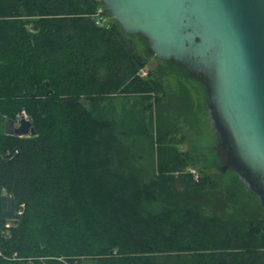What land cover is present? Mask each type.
<instances>
[{
  "label": "trees",
  "instance_id": "obj_1",
  "mask_svg": "<svg viewBox=\"0 0 264 264\" xmlns=\"http://www.w3.org/2000/svg\"><path fill=\"white\" fill-rule=\"evenodd\" d=\"M101 4L0 0V197L23 205L8 228L0 217V264H264V207L234 201L245 182L176 174L194 165L169 128L190 97L180 80L171 94L162 84L186 71L160 61L169 69L140 78L147 61L131 40L142 37L111 18L96 26ZM116 94L154 96L134 127L157 145L150 176L133 165L128 128L100 107ZM22 112L35 135H5Z\"/></svg>",
  "mask_w": 264,
  "mask_h": 264
},
{
  "label": "water",
  "instance_id": "obj_2",
  "mask_svg": "<svg viewBox=\"0 0 264 264\" xmlns=\"http://www.w3.org/2000/svg\"><path fill=\"white\" fill-rule=\"evenodd\" d=\"M100 1L123 33L146 40L156 59L202 77L206 107L228 147L226 165L264 207V0ZM3 132L35 135L23 115L5 119ZM14 210V197L2 195L1 219L19 220Z\"/></svg>",
  "mask_w": 264,
  "mask_h": 264
},
{
  "label": "rangeland",
  "instance_id": "obj_3",
  "mask_svg": "<svg viewBox=\"0 0 264 264\" xmlns=\"http://www.w3.org/2000/svg\"><path fill=\"white\" fill-rule=\"evenodd\" d=\"M131 43L135 50L147 61L144 67L147 71V75L144 77L139 75L140 78H146L148 72L158 75V67H160V69H169V66H166V64H163L153 56L147 46L146 40L138 36H133ZM165 75L166 77L162 84L164 88L163 93L170 92L169 94H171V90L176 87V83L180 80L185 83L190 97L188 109H186L187 111L184 113L185 116L178 117V122L174 121L169 125V128L172 129V133H170L173 141L172 144L179 142L181 149L189 153L193 159L194 165L191 167L197 170L200 169L202 174H216L221 172L223 174V184L229 185L234 182L235 171L232 166L226 165L228 147L223 144L216 132L209 110L206 107L202 77L199 74H193L187 71L184 72L183 70L180 72L169 70ZM143 97L146 98L144 99ZM167 100H170V96L168 95L164 97L163 105H166ZM153 101L154 96L151 94H149V96L141 94H136V96H124L123 94H118L112 100L102 101V103H100L103 112H110L113 114V118L116 120L118 126L128 128L126 135L122 139L125 143L133 144L131 147V153L134 156L133 165H135L137 169L139 168L144 171V177L150 176L159 162L157 145H152L149 137L140 134L137 136V133L134 132V127L138 128L146 124V116L148 114V108L146 106L150 103L153 104ZM84 104H87V102L85 101ZM87 105H89V103ZM178 106L179 105L176 104L173 108L178 111L180 110ZM133 117L135 121L132 120ZM176 117L177 116H171V120H174ZM141 118H143V120ZM153 135L155 134L153 133ZM153 139L155 138L153 137ZM215 156L218 158L217 163L211 165ZM191 167L184 168L176 174L188 173V169ZM234 201L237 203H245L250 206L260 203L257 195L250 191L246 184L245 186H238L237 190L234 192ZM9 225L11 226V223H9Z\"/></svg>",
  "mask_w": 264,
  "mask_h": 264
},
{
  "label": "built area",
  "instance_id": "obj_4",
  "mask_svg": "<svg viewBox=\"0 0 264 264\" xmlns=\"http://www.w3.org/2000/svg\"><path fill=\"white\" fill-rule=\"evenodd\" d=\"M92 18L94 20V23L96 26L98 27H105V28H108L110 26V17L107 15L103 5L101 4L95 11V13L92 15ZM140 76H146L147 75V71L143 68V69H140L139 73H138ZM23 116H26L24 112H22ZM19 118V117H18ZM17 118V119H18ZM188 173L190 174V176L192 177V179L194 181H198L199 180V177H200V173L197 169L191 167L188 169ZM23 211V205H19L17 208H15L14 212L17 213V214H21ZM10 225H9V221H7L5 223V228H8Z\"/></svg>",
  "mask_w": 264,
  "mask_h": 264
}]
</instances>
